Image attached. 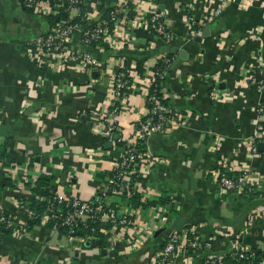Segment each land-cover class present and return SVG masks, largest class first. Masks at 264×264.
I'll return each mask as SVG.
<instances>
[{
    "label": "crops",
    "instance_id": "obj_1",
    "mask_svg": "<svg viewBox=\"0 0 264 264\" xmlns=\"http://www.w3.org/2000/svg\"><path fill=\"white\" fill-rule=\"evenodd\" d=\"M83 5L68 15L84 18L86 26L106 9L119 8L118 22L101 41L108 49L83 44L76 31L67 53L53 55L36 48L33 39L54 25L45 21L54 13L0 0V123L6 128L0 146L12 159L0 157V173L14 183L0 186V206L12 219L9 227L0 226L8 229L1 234L0 264H155L156 252L174 230L169 224L178 217L185 220L181 228L212 243V252L224 255L240 244L264 260V117L257 110L264 105V90L257 87L264 80V0H85ZM155 12L173 32L168 41L148 26ZM193 23L198 29L191 30ZM206 26L209 33L194 41ZM167 49L175 55L161 89L171 124L147 138L145 156L130 175L131 194L106 196L130 224L104 228L100 246L96 240L86 246L28 216L22 206L32 193L25 184L41 173L52 177L58 195L96 196L120 152L104 141L111 106H119L115 124L126 142L147 114L154 65ZM83 51L96 63L85 62ZM119 71L128 82L115 97ZM224 167L257 178L261 196L250 200L222 191L216 172ZM132 197L145 206H134ZM202 255L194 254L191 262Z\"/></svg>",
    "mask_w": 264,
    "mask_h": 264
},
{
    "label": "built area",
    "instance_id": "obj_2",
    "mask_svg": "<svg viewBox=\"0 0 264 264\" xmlns=\"http://www.w3.org/2000/svg\"><path fill=\"white\" fill-rule=\"evenodd\" d=\"M85 0H20L24 9H30L34 12L45 9L44 13L56 14L61 7L69 12L74 7H80ZM119 8L113 7L109 11L107 18H101L86 26L84 18L79 21H73L69 15L67 19L54 20L53 26H50L43 34L36 36L33 43L36 48L42 52L58 55L67 53L68 41L74 32H81V42L86 45L103 41L109 34V26L118 22ZM148 26L157 35V37L168 41L172 38L173 32L163 21L162 13L155 12L148 19ZM73 54V51H68ZM82 59L88 64L96 63L92 55L83 51ZM168 62V59H165ZM162 78L163 71L158 72ZM154 77V73H153ZM127 78L124 72L119 71L113 79V89L115 97L122 95V90L127 84ZM154 83V79L152 84ZM162 86V83H161ZM160 86V87H161ZM259 90H264V80L257 86ZM147 114L136 125L133 136L124 142L119 134L118 127L115 124V118L119 112V106L113 103L111 106L112 119L106 118L104 128V141L117 145L124 143L117 157L113 160L111 174L108 175L96 196L93 199L82 200L76 197H63L55 193L53 199L57 204L63 207H54L47 205L45 212L40 220L47 222L51 220L52 230L59 231V228L65 230L64 235L68 238L90 241L93 236L79 238L74 236L78 227H88L92 223L107 222L112 229H120L130 224L131 220L125 213L118 211L115 205L106 201V196L112 192H120L124 195H130L133 190V183L130 175L135 171L139 162L145 156V142L148 137L163 133L171 124V117L168 113L167 105L161 101V98L150 91L146 97ZM258 113L264 117V105H257ZM216 175L217 184L222 191L235 192L241 196L247 197L253 192H257L258 179L245 173H236L226 167L219 169ZM259 192L256 197H260ZM44 200L43 197H37ZM24 212L36 218L37 214L30 210L27 205H23ZM12 223L10 215L0 206V226L9 227ZM92 231L94 228H91ZM104 228H100L102 232ZM212 243L202 240L194 231L179 228L174 229L166 238H164L161 248L155 254V264H173L180 261L181 264H253L251 263V254H249L240 244H234L224 255H218L211 251ZM196 253H203L198 263L191 262V257ZM227 258V261H225ZM254 264H264L260 260Z\"/></svg>",
    "mask_w": 264,
    "mask_h": 264
},
{
    "label": "trees",
    "instance_id": "obj_3",
    "mask_svg": "<svg viewBox=\"0 0 264 264\" xmlns=\"http://www.w3.org/2000/svg\"><path fill=\"white\" fill-rule=\"evenodd\" d=\"M82 9H84V5H81ZM112 8L106 9L101 15L100 18H107L109 16V11ZM29 12L30 9H26ZM68 12L64 10V7H61L59 11L56 14H48L45 18V21L48 24H51L54 20H61V19H67ZM73 21H79V18H73ZM93 24V23H92ZM198 29V26L193 23L191 26V30ZM113 30V25L109 26V33ZM152 31V30H151ZM152 33L156 35L153 31ZM157 36V35H156ZM96 45H100L103 47V49H108V45L105 42H98V43H92L89 45L92 49H95ZM175 53L172 52V50L167 49L163 52V54L160 55L158 58L156 64L154 65V83L150 87V91L154 92L161 98V101L167 105V101L163 96L162 89H161V83L165 82L168 78V75L170 71L172 70V63H173V57ZM165 59H168V62L165 61ZM163 71V76L160 78L158 76V72ZM120 147V148H119ZM117 148L121 150L123 148V143H117ZM118 150V151H119ZM115 153V152H114ZM0 157L4 160V162L9 161L11 162L12 159H9L6 156V150L5 145L1 144L0 146ZM112 172H109L107 175H110ZM104 174H101V177H103ZM52 177L49 174L41 173L34 183L31 185L30 183H26L25 185L29 188V190L32 193V196L27 199V206L30 210L34 211L37 214V217L35 218L36 222H40L41 215L45 212V209L47 205L51 204L54 207H63V205L57 204V202L53 199L55 196V188L51 184ZM0 186L1 187H14L13 180L5 176L4 174L0 173ZM260 192L258 190L257 192H253L247 196L248 199L255 198L257 194ZM37 197H43L44 200H40ZM132 202L134 203V206H141L144 207L145 205L139 201L138 198L132 197ZM53 222L51 220H48L46 222L47 228H52ZM91 228H94L92 231ZM100 228L110 229L111 225L107 222L102 223H92L88 227H78L75 230L74 236L79 238H86L87 236H93V239L91 240L94 242L95 240L99 239L101 240L103 237V233L100 231ZM10 230V229H9ZM60 232H65V230L61 227L58 229ZM262 258L259 257V255H252L251 256V263H257ZM225 261H227V258H225Z\"/></svg>",
    "mask_w": 264,
    "mask_h": 264
},
{
    "label": "water",
    "instance_id": "obj_4",
    "mask_svg": "<svg viewBox=\"0 0 264 264\" xmlns=\"http://www.w3.org/2000/svg\"><path fill=\"white\" fill-rule=\"evenodd\" d=\"M208 33H209V26H206V27L202 30L200 36H195V37H194V41L200 42V41H201V37H202V36H206ZM5 135H6V128H5V125L2 124V123H0V136H5ZM107 144H110V143H107ZM259 144H261V146H263V145H262L263 143H259ZM184 222H185V220H184L183 217H178L175 221L171 222V223L169 224V226H170L172 229H179V228H181V227L183 226ZM3 232H4V233H7V232H8V229H5V228L0 227V242H1V234H2ZM73 242L76 243V241H73ZM94 244L97 245V246H100V244H101V243H100V240H96V241L94 242ZM84 245H86V246L90 245V241H86V242H84Z\"/></svg>",
    "mask_w": 264,
    "mask_h": 264
}]
</instances>
